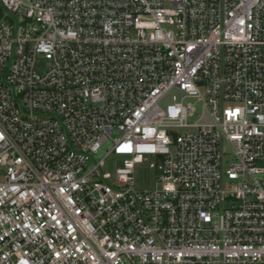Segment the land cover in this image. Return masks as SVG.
Segmentation results:
<instances>
[{
  "label": "built area",
  "instance_id": "obj_1",
  "mask_svg": "<svg viewBox=\"0 0 264 264\" xmlns=\"http://www.w3.org/2000/svg\"><path fill=\"white\" fill-rule=\"evenodd\" d=\"M0 264H264V0H0Z\"/></svg>",
  "mask_w": 264,
  "mask_h": 264
},
{
  "label": "rangeland",
  "instance_id": "obj_2",
  "mask_svg": "<svg viewBox=\"0 0 264 264\" xmlns=\"http://www.w3.org/2000/svg\"><path fill=\"white\" fill-rule=\"evenodd\" d=\"M183 93L177 89H173L162 101H161V105L163 107H166V105L173 103L174 102V96H177L178 99H180L182 97ZM189 101L195 102L194 99H189ZM196 106H197V113L195 116L190 117L189 121L190 122H194L196 121L199 116L201 115L203 109H202V103L200 102H196ZM187 132L189 130L183 129V130H178L175 134H177L178 132ZM173 137V136H172ZM111 141L106 142V144L103 146V148H101V150L96 153L94 155V159L95 160H99L100 158H102L106 152L107 149H109L111 147ZM232 161V159H228L227 161V166L229 165V163ZM153 174L150 170L144 169V168H138V172H137V180H138V185L139 186H144L143 182L148 179L149 177H151Z\"/></svg>",
  "mask_w": 264,
  "mask_h": 264
}]
</instances>
